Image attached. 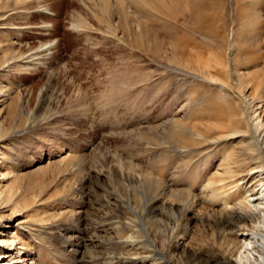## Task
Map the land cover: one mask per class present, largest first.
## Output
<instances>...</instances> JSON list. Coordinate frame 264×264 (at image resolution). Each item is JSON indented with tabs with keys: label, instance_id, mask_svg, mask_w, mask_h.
I'll use <instances>...</instances> for the list:
<instances>
[{
	"label": "rangeland",
	"instance_id": "rangeland-1",
	"mask_svg": "<svg viewBox=\"0 0 264 264\" xmlns=\"http://www.w3.org/2000/svg\"><path fill=\"white\" fill-rule=\"evenodd\" d=\"M263 170L264 0H0V238L24 264H230Z\"/></svg>",
	"mask_w": 264,
	"mask_h": 264
},
{
	"label": "bare ground",
	"instance_id": "bare-ground-1",
	"mask_svg": "<svg viewBox=\"0 0 264 264\" xmlns=\"http://www.w3.org/2000/svg\"><path fill=\"white\" fill-rule=\"evenodd\" d=\"M191 10L194 11L195 8L192 6ZM200 17L203 18V14H201ZM144 25H145V23H144ZM142 26L139 24V27L141 28V30H140L141 33L149 34L148 27L145 25V27L142 29ZM195 27L198 28V30H200L201 32H203L205 34L207 33L206 28L203 29L200 26H195ZM181 36H182L181 39H183V40L182 41L178 40L179 41L178 45L181 47L180 52L183 53V55H184L186 50L182 47L184 45H181L180 43L187 42L188 37L185 36V33H182ZM173 46H176V45H173ZM180 55L182 56V54H180ZM187 56H190V55H188V53H187ZM192 59H193V57H192ZM232 158H230V160ZM231 164L233 166L231 168H227L226 176H224L220 179V182L221 181L222 182H221V186H218V189L225 188L227 186V184H226L227 180H231V179H232L231 183L235 182L239 188V183L245 179L246 171L241 170V166H239L240 163L232 161ZM259 167H261V166H259ZM250 170H251V168H250ZM260 170L261 169H259V171ZM244 173H245V175H244ZM250 173L248 170L247 174H250ZM1 178H3V177L1 176ZM260 179H257V180H260ZM263 179L264 178H262V180H261L262 182H263ZM5 188L6 187H0V189H3V190ZM263 192H264L263 189H261L260 193H259L261 198L250 199L249 197L246 196V197L241 198V200L240 199L237 200V202L234 204V206L231 207V208H233L232 212L235 213L238 220L243 221V222L247 221L249 223V225L248 226L247 225L246 226L245 225L237 226L236 230L234 231V232H237L235 234V237L231 238L229 241L232 244V247H230L229 250H226V252L223 253V255H226L225 256L226 262H228L230 264H239V263H242V264H264V204H262L263 202H261V200L264 199V197H263L264 193ZM1 193L2 192L0 191V195H1ZM21 250H22V247L21 246L17 247V244H16L14 238H10V239L9 238L8 239L0 238V264H20V263L24 264L25 260L22 256L23 253ZM233 256H234L235 261H233L231 259Z\"/></svg>",
	"mask_w": 264,
	"mask_h": 264
}]
</instances>
